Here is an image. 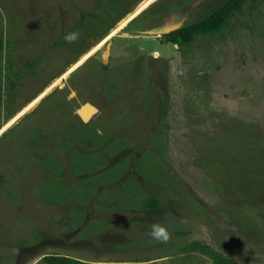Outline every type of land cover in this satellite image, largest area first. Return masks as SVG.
Returning a JSON list of instances; mask_svg holds the SVG:
<instances>
[{
    "label": "rangeland",
    "instance_id": "obj_1",
    "mask_svg": "<svg viewBox=\"0 0 264 264\" xmlns=\"http://www.w3.org/2000/svg\"><path fill=\"white\" fill-rule=\"evenodd\" d=\"M225 1L0 0V264H264V0L190 46L155 38ZM135 8L129 53L55 82Z\"/></svg>",
    "mask_w": 264,
    "mask_h": 264
},
{
    "label": "trees",
    "instance_id": "obj_2",
    "mask_svg": "<svg viewBox=\"0 0 264 264\" xmlns=\"http://www.w3.org/2000/svg\"><path fill=\"white\" fill-rule=\"evenodd\" d=\"M248 0H226L223 4L219 5L215 12L204 21L185 27L171 36H167L174 46L183 47L190 46L198 36H208L219 34L227 24V22L239 13L242 7ZM171 37H174L172 39ZM4 43L0 39V58L3 53ZM148 209H158L159 203L155 200H150L147 204ZM194 252H199L203 256L209 258L213 264H237L223 255L213 251L210 247L195 245L193 246ZM40 264H90L82 261L59 255H44L40 260Z\"/></svg>",
    "mask_w": 264,
    "mask_h": 264
},
{
    "label": "flooded vegetation",
    "instance_id": "obj_3",
    "mask_svg": "<svg viewBox=\"0 0 264 264\" xmlns=\"http://www.w3.org/2000/svg\"><path fill=\"white\" fill-rule=\"evenodd\" d=\"M195 6L196 5H194L193 6V9L190 11V14H198V16H196V18L197 17H201V16H203L202 14H201V12H204V11H206L208 8L207 7H204L203 9L201 8V12L199 11V10H197L196 11V9L197 8H195ZM200 7V6H199ZM139 8H135V10L133 9L132 11H130V12H127V23L122 27V28H120V26H121V24H124L122 21L124 20H122L115 28H113L110 32H108L104 37H102V39H100L88 52H91V54H90V56L87 58V60L88 59H100V58H98V57H100V55H101V51H102V48H107L108 46H110L109 48V54H108V57H109V60L110 61H113V60H117L118 58H123V56H124V53H129V44L127 43V38H131V35L129 34V26L131 25V24H133V22H135V20L138 18V15H140L143 11H141L138 15H136L135 17H133L134 15H135V13L137 12V10H138ZM133 17V18H132ZM190 17V16H189ZM132 18V19H131ZM190 21V20H189ZM134 25V24H133ZM189 26H191V25H189ZM188 25L186 26V25H182V26H180V27H170V28H168L167 30H165V31H163V30H161V33L163 34V36H159V34H156L155 35V38H159V37H161V38H163V37H166V39H168L167 38V36H171V35H173V34H175L177 31H179V30H181V29H183V28H185V27H189ZM134 27V26H133ZM118 28H120L119 30H118V33H115V34H113V32L114 31H116ZM125 32H127V34L125 33ZM131 32V31H130ZM113 34V35H112ZM110 35H112V36H110ZM110 36V37H109ZM116 36V37H115ZM112 38H115V39H113L112 40ZM133 39H135L136 38V40H138V39H143L144 37L143 36H135V37H132ZM172 39H174V37H171ZM168 43L170 44V45H172V46H174L173 44H172V42H170V39H168ZM174 47H177L178 49L179 48H181V47H178L177 45L176 46H174ZM184 47V46H183ZM135 48V47H134ZM117 50H119V52H120V56H119V54H118V52H117ZM143 50V49H142ZM87 52V53H88ZM86 53V54H87ZM85 54V55H86ZM101 65H102V67L103 68H109V66H111V62H109L108 64H106V65H104L103 63H101ZM53 85V84H52ZM51 85V86H52Z\"/></svg>",
    "mask_w": 264,
    "mask_h": 264
},
{
    "label": "crops",
    "instance_id": "obj_4",
    "mask_svg": "<svg viewBox=\"0 0 264 264\" xmlns=\"http://www.w3.org/2000/svg\"><path fill=\"white\" fill-rule=\"evenodd\" d=\"M126 20H127V18L125 17V18H124V22H125ZM124 22H123V23H124ZM124 24H125V23H124ZM118 29H120V28H118ZM118 29H117V30H118ZM114 32H115V31H114ZM114 32H113V33H114ZM117 32H118V31H117ZM117 32H116V33H117ZM112 35H113V34H112ZM112 35H110V36H112ZM110 36H109V37H110ZM3 43H4V41H3ZM3 49H5V44H4V46H3ZM90 54H91V52H88V53H87V54H86L81 60H79L78 62H76L75 64H73V65L67 70V72H66L63 76H61L60 78H58L57 80H55V82H56V81H59V80L65 81V79L69 77V75L71 74L72 71H74L75 69H77V68H78L83 62H85V60H87V58L90 56ZM79 64H80V65H79ZM67 74H68V77L65 78L64 76L67 75ZM51 87H52V86H51ZM51 87H49V88H48V89H47L42 95H40L37 99H39L41 96L44 97V96H45L44 94H46V92H47ZM37 99H36V100H37ZM40 101H41V100H40ZM40 101H39V102H40ZM39 102H38V103H39ZM90 106H91V105H90ZM79 110H80V109H79ZM79 110L75 113V115H78ZM97 112H98V111H97ZM98 113H99V112H98ZM95 115H97V114H95ZM95 115H93V116H95ZM78 116H79V115H78ZM93 116H92V117H93ZM79 120L82 121V122H84L80 117H79ZM84 123L87 124V122H84Z\"/></svg>",
    "mask_w": 264,
    "mask_h": 264
},
{
    "label": "clouds",
    "instance_id": "obj_5",
    "mask_svg": "<svg viewBox=\"0 0 264 264\" xmlns=\"http://www.w3.org/2000/svg\"><path fill=\"white\" fill-rule=\"evenodd\" d=\"M76 39V34H72L71 36H65V40L66 41H70V40H74ZM153 238L155 239H163V240H167L168 239V235L166 234L165 230L163 228L160 227H156L154 226L151 230V233Z\"/></svg>",
    "mask_w": 264,
    "mask_h": 264
},
{
    "label": "water",
    "instance_id": "obj_6",
    "mask_svg": "<svg viewBox=\"0 0 264 264\" xmlns=\"http://www.w3.org/2000/svg\"><path fill=\"white\" fill-rule=\"evenodd\" d=\"M86 106H88V105L86 104L84 107H86ZM84 107H83V108H84ZM83 108H81V109L79 110L78 115H79V117L85 122L84 117L86 116L85 118H87L88 116H87L85 113L81 114V111H82ZM96 114H98V112H96ZM90 120H91V118H90ZM90 120H88V122H89Z\"/></svg>",
    "mask_w": 264,
    "mask_h": 264
}]
</instances>
